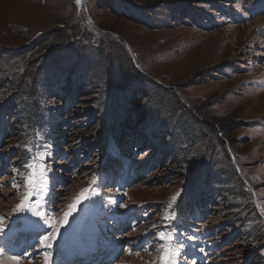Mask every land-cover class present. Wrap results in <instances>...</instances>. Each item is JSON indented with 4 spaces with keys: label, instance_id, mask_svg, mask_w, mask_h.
I'll list each match as a JSON object with an SVG mask.
<instances>
[{
    "label": "rangeland",
    "instance_id": "rangeland-1",
    "mask_svg": "<svg viewBox=\"0 0 264 264\" xmlns=\"http://www.w3.org/2000/svg\"><path fill=\"white\" fill-rule=\"evenodd\" d=\"M114 1L0 0V264H264L259 0Z\"/></svg>",
    "mask_w": 264,
    "mask_h": 264
},
{
    "label": "trees",
    "instance_id": "trees-1",
    "mask_svg": "<svg viewBox=\"0 0 264 264\" xmlns=\"http://www.w3.org/2000/svg\"><path fill=\"white\" fill-rule=\"evenodd\" d=\"M112 1H114V0H110V2H112ZM114 2H115V5H114L115 12L114 13L117 16H126L128 19H131L133 21H140L139 23H142L143 25L148 24L147 22H146V24H144L143 19H147L148 21L154 20L148 14V13H150V14L153 13V11L151 9L141 7L140 5H137L136 6L137 8H136L132 5L133 3L129 2V1H124V2L114 1ZM167 7H169V5ZM174 7L177 10V15L181 14L183 16L182 17L183 19L190 21L193 25H196L197 27L203 26L200 23L201 16L197 15L191 8H189L187 6V4L185 2L179 3L178 7H177V4L175 6V3H174ZM252 7L253 8L251 11H249V9H247V10H248L249 14L252 16V19H254L256 14L259 13L262 9H264V0H259L257 2V5H253ZM143 12H144L145 16L142 14ZM236 16H237L236 18H237L238 22L241 23L242 20L240 19V17L238 15H236ZM133 69H135V68L133 67ZM120 138H122V137H120ZM112 167H113V164H111L110 161L107 160L105 167H104V172L106 174H109L111 172Z\"/></svg>",
    "mask_w": 264,
    "mask_h": 264
},
{
    "label": "snow or ice",
    "instance_id": "snow-or-ice-1",
    "mask_svg": "<svg viewBox=\"0 0 264 264\" xmlns=\"http://www.w3.org/2000/svg\"><path fill=\"white\" fill-rule=\"evenodd\" d=\"M81 195L83 196V194H81ZM65 219H67V218H65ZM44 239H45V240H48V239H52V240H54V239H56V237H55V235H53V236L50 237V238L46 236V237H44ZM47 246H48V247H51V245H47ZM176 255H178V253H176ZM13 259H17V258L14 257ZM165 259H166V260L168 259L167 254H166Z\"/></svg>",
    "mask_w": 264,
    "mask_h": 264
},
{
    "label": "bare ground",
    "instance_id": "bare-ground-1",
    "mask_svg": "<svg viewBox=\"0 0 264 264\" xmlns=\"http://www.w3.org/2000/svg\"><path fill=\"white\" fill-rule=\"evenodd\" d=\"M199 226H203V225H199ZM108 254H109V253H107L106 255H108ZM106 255H105V256H106ZM109 255H110V254H109ZM110 256H111V255H110ZM99 259H101V258H99ZM101 260H102V259H101ZM100 262H101V261H100Z\"/></svg>",
    "mask_w": 264,
    "mask_h": 264
}]
</instances>
